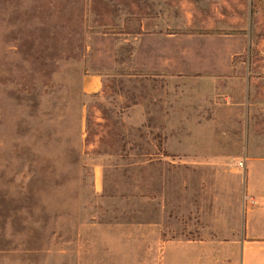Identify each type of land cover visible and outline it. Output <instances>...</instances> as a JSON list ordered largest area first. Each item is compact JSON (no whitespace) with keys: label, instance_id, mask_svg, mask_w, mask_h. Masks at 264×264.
I'll list each match as a JSON object with an SVG mask.
<instances>
[{"label":"rangeland","instance_id":"374dc122","mask_svg":"<svg viewBox=\"0 0 264 264\" xmlns=\"http://www.w3.org/2000/svg\"><path fill=\"white\" fill-rule=\"evenodd\" d=\"M211 5L0 0V264H227L179 254L177 156L180 141L212 139L264 159V0L245 1V30L225 34L202 32ZM190 16L203 42L243 36L229 79L140 67L139 37Z\"/></svg>","mask_w":264,"mask_h":264},{"label":"crops","instance_id":"0c3cea01","mask_svg":"<svg viewBox=\"0 0 264 264\" xmlns=\"http://www.w3.org/2000/svg\"><path fill=\"white\" fill-rule=\"evenodd\" d=\"M212 1L216 5H211L213 10L206 16L213 15L214 18L210 22L202 21L207 25L202 32L225 34L223 32L245 30L242 19L246 15L245 1L249 6L250 0H241L244 3L237 7L228 0ZM226 1L229 8L222 6ZM183 7L186 6H178ZM246 12L249 15V10ZM149 24L148 20L145 21L141 29L151 31L156 25L155 21L154 25ZM209 24L220 28H211ZM194 28L193 17L183 20V24L173 21L168 25L162 18L161 26L157 25L161 32H152L138 39L136 55L143 47L147 49L146 61L140 63V67L167 81L182 79L191 72L203 75L197 78L204 81L229 79L227 76L232 73V65L243 50V36L227 33L213 36L211 42H203L204 37L190 35L198 32ZM196 39L200 45L195 47L191 43H196ZM133 59L138 60V57ZM222 75L227 76L220 77ZM213 106L214 103L209 104L210 112H216ZM203 123L209 127L210 123L212 127L215 125L212 119ZM180 144L185 146L179 148L177 156L179 229L180 233H185L179 242L180 256L204 251L200 252L203 256L226 257L227 264H264V159L251 157L245 149L241 153L219 151L217 142L212 139L185 140ZM188 195L195 198L194 205L187 202ZM187 215L194 219L186 220Z\"/></svg>","mask_w":264,"mask_h":264}]
</instances>
